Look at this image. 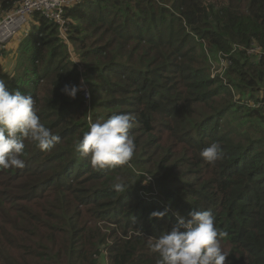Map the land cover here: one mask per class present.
I'll return each instance as SVG.
<instances>
[{"label":"trees","instance_id":"obj_1","mask_svg":"<svg viewBox=\"0 0 264 264\" xmlns=\"http://www.w3.org/2000/svg\"><path fill=\"white\" fill-rule=\"evenodd\" d=\"M18 1L0 0V19ZM64 16L66 41L34 14L0 53L14 57L7 89L61 137L50 150L26 140L25 166L0 168V264H156L147 238L193 210L227 233L226 264H264V106H250L264 105V53L248 51L264 47V0H92ZM219 55L227 84L210 74ZM82 79L75 99L62 92ZM120 113L135 152L94 169L75 144ZM211 142L222 158L209 163Z\"/></svg>","mask_w":264,"mask_h":264},{"label":"clouds","instance_id":"obj_2","mask_svg":"<svg viewBox=\"0 0 264 264\" xmlns=\"http://www.w3.org/2000/svg\"><path fill=\"white\" fill-rule=\"evenodd\" d=\"M248 51L261 54L264 47L253 41ZM83 85V80L81 87L65 85L62 92L75 99ZM133 120L130 113H120L91 123L74 150L87 157L94 169L124 164L135 152V141L129 134ZM26 140L41 150H50L61 141V137L41 122L31 95L18 90L10 92L5 80L0 79V168L25 166L21 157ZM200 156L209 163L221 159L219 143L211 142L201 150ZM113 187L116 192H124L126 186L116 183ZM166 212L167 209L153 212L152 216L162 218ZM174 215L176 223L171 231H164L158 238H147L150 251L157 256L156 264H226L229 253L222 249L221 240L227 233L216 227L211 210H193L189 218L179 213Z\"/></svg>","mask_w":264,"mask_h":264},{"label":"built area","instance_id":"obj_3","mask_svg":"<svg viewBox=\"0 0 264 264\" xmlns=\"http://www.w3.org/2000/svg\"><path fill=\"white\" fill-rule=\"evenodd\" d=\"M82 1L92 0H19L13 9L4 13L0 19V53L7 43L25 27L28 23L27 19L34 14H39L54 22L59 27L61 36L65 38L64 31L67 30L69 24L64 16V10L72 3ZM7 27L12 30L4 31Z\"/></svg>","mask_w":264,"mask_h":264},{"label":"rangeland","instance_id":"obj_4","mask_svg":"<svg viewBox=\"0 0 264 264\" xmlns=\"http://www.w3.org/2000/svg\"><path fill=\"white\" fill-rule=\"evenodd\" d=\"M30 19H27V21H29ZM24 28L25 27H23V29L17 34V35H15L14 37V39L16 40V43L18 44V40H19V38H20V35L23 33V30H24ZM61 38L64 40V41H66V38L67 37H65V38H63L62 36H61ZM11 41V40H10ZM13 41V40H12ZM13 42H11L10 44H9V46L10 47H14L15 46V44H12ZM8 44V43H7ZM9 46H8V48H6L4 51H8V49H9ZM73 54L71 55V58H72V61L73 62H78V60H77V58H76V56H75V53L74 52H72ZM207 53H209V52H207ZM2 56V54H0V59L2 58V60H3V64H2V68L0 69V79H3V80H8V77H9V75H10V72H11V70H9V67H10V63H13L14 62V57H13V55H11V54H9L8 55V57H5V55H4V57H1ZM218 57H220V60H219V62H215L214 61V59H212V57H209V61L210 62H208L209 63V65H210V74H211V77L212 78H214V77H219V79H221L225 84H227V82L226 81H224V79H223V74L225 73V69H224V65L222 64L223 63V60H224V58H222L220 55L218 56ZM8 70H9V72H8ZM225 78V77H224ZM83 80V79H82ZM84 81V80H83ZM84 87L86 86V84H85V82H84V85H83ZM233 89V88H232ZM235 90L233 89V93H234V97H236V96H239V95H237L236 94V91L234 92ZM87 89L85 90V93H86V95H87ZM85 96V95H84ZM83 96V97H84ZM85 97H87V96H85ZM261 101H264V98H262L261 99ZM264 103V102H263ZM251 107H253L254 109H257V108H261V107H263L264 105L262 104V103H251V105H250ZM103 254V256H104V258H106V253L105 252H103L102 253Z\"/></svg>","mask_w":264,"mask_h":264},{"label":"bare ground","instance_id":"obj_5","mask_svg":"<svg viewBox=\"0 0 264 264\" xmlns=\"http://www.w3.org/2000/svg\"><path fill=\"white\" fill-rule=\"evenodd\" d=\"M11 30H12V28H10V27H7V30L4 29V31H11Z\"/></svg>","mask_w":264,"mask_h":264}]
</instances>
